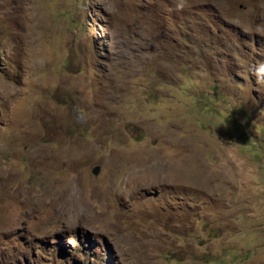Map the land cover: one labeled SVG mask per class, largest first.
<instances>
[{"label":"rangeland","instance_id":"374dc122","mask_svg":"<svg viewBox=\"0 0 264 264\" xmlns=\"http://www.w3.org/2000/svg\"><path fill=\"white\" fill-rule=\"evenodd\" d=\"M179 3L0 0V264H264V0Z\"/></svg>","mask_w":264,"mask_h":264},{"label":"bare ground","instance_id":"6f19581e","mask_svg":"<svg viewBox=\"0 0 264 264\" xmlns=\"http://www.w3.org/2000/svg\"><path fill=\"white\" fill-rule=\"evenodd\" d=\"M1 183L2 184H4L5 183V180L4 179H2V181H1ZM0 190H2V195L0 196V209H1V201H2V198H3V194H4V190L2 189V187L0 186ZM91 191H92V189L90 188L89 190H88V192H87V194H86V198H90L91 197ZM67 202L70 204V206H72V207H75V206H81V202H75V200L72 198V197H70L68 200H67ZM1 218H2V216H1ZM0 218V219H1ZM9 218H11V217H9ZM12 220V219H11ZM1 221V220H0ZM3 221V220H2ZM4 222V221H3ZM11 222V221H10Z\"/></svg>","mask_w":264,"mask_h":264},{"label":"clouds","instance_id":"9594fccd","mask_svg":"<svg viewBox=\"0 0 264 264\" xmlns=\"http://www.w3.org/2000/svg\"><path fill=\"white\" fill-rule=\"evenodd\" d=\"M188 0H180V3L178 4V8H183L187 6ZM261 71H264V65L261 66Z\"/></svg>","mask_w":264,"mask_h":264}]
</instances>
